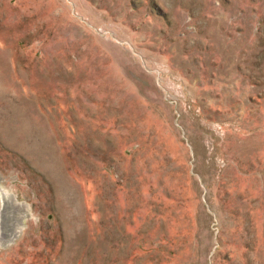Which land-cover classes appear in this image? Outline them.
<instances>
[{
  "label": "rangeland",
  "instance_id": "rangeland-1",
  "mask_svg": "<svg viewBox=\"0 0 264 264\" xmlns=\"http://www.w3.org/2000/svg\"><path fill=\"white\" fill-rule=\"evenodd\" d=\"M0 189V264H264V0H0Z\"/></svg>",
  "mask_w": 264,
  "mask_h": 264
},
{
  "label": "bare ground",
  "instance_id": "bare-ground-1",
  "mask_svg": "<svg viewBox=\"0 0 264 264\" xmlns=\"http://www.w3.org/2000/svg\"><path fill=\"white\" fill-rule=\"evenodd\" d=\"M10 194L6 190H1L0 189V226L3 224V214H4V209L5 208V203L6 201L10 198ZM13 199V196L10 198ZM15 200V199H14ZM13 203V201H11ZM9 203V202H8ZM7 207V206H6ZM9 211V210H8ZM25 212V211H24ZM27 214V213H25ZM9 215V214H8ZM24 218V217H23ZM6 222V221H5ZM9 222V221H8ZM3 227V226H2ZM4 234H0V239L3 237ZM8 240V239H7Z\"/></svg>",
  "mask_w": 264,
  "mask_h": 264
}]
</instances>
